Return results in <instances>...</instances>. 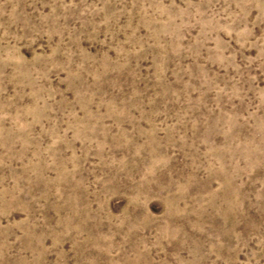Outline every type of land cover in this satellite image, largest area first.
<instances>
[{
	"label": "rangeland",
	"instance_id": "obj_1",
	"mask_svg": "<svg viewBox=\"0 0 264 264\" xmlns=\"http://www.w3.org/2000/svg\"><path fill=\"white\" fill-rule=\"evenodd\" d=\"M0 264H264V0H0Z\"/></svg>",
	"mask_w": 264,
	"mask_h": 264
}]
</instances>
